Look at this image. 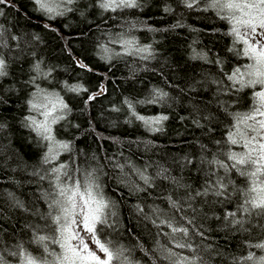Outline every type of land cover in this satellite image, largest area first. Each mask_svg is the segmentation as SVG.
<instances>
[{
    "label": "trees",
    "instance_id": "trees-1",
    "mask_svg": "<svg viewBox=\"0 0 264 264\" xmlns=\"http://www.w3.org/2000/svg\"><path fill=\"white\" fill-rule=\"evenodd\" d=\"M11 5H0L7 43L0 52L8 63V75L0 78V96L7 101L0 103V254L9 264L15 260L8 249L23 243L36 253L42 246L33 242L34 232L51 235L50 220L44 217L53 165L42 159L46 142L24 123L30 114L26 100L34 90L26 81L37 61L50 75L36 83L57 92L69 106L65 119L53 126L56 138L70 144L56 164L64 163L77 178L95 170L104 195L113 202L119 228H105L102 238L131 249L138 264H168L166 248L202 257L203 264H233L249 251L264 255L248 247L264 242V217H251L247 231L217 219L225 208L235 210L238 197L226 204L213 203L215 197L189 198L202 190L209 171H217L206 161L227 150L230 113L247 110L253 91L225 90V73L246 61L229 51V25L215 10H205L207 0L193 8L183 0H138V7L115 12L104 11L97 0H77L72 11L51 18L34 0H11ZM112 37L135 39L140 46H151L152 54L147 59L117 55L121 47ZM102 45L115 54L101 57ZM101 85L103 94L85 104ZM68 86L87 91L72 92ZM158 92L168 95L159 99ZM128 103L139 115L168 119L152 131L131 115ZM141 172L150 184L140 178ZM218 174L224 175L222 170ZM230 177L243 185L238 174ZM16 201L24 208L15 206ZM157 218L187 227L188 237H173L168 227H156L152 221ZM174 243H189L194 251L175 249Z\"/></svg>",
    "mask_w": 264,
    "mask_h": 264
},
{
    "label": "snow or ice",
    "instance_id": "snow-or-ice-1",
    "mask_svg": "<svg viewBox=\"0 0 264 264\" xmlns=\"http://www.w3.org/2000/svg\"><path fill=\"white\" fill-rule=\"evenodd\" d=\"M183 2L187 8H193L200 0ZM34 3L51 18L53 14L63 15L64 11H72L68 5L75 3V0H34ZM97 3L104 11L113 12L138 7V0H97ZM0 5L12 6L11 0H0ZM208 9L215 10L221 20L227 21L230 28L227 35L233 37V48L229 51H235L238 57L246 61L242 65L238 64L230 73H225L228 82L225 90L241 92L249 88L253 91L247 110L230 113L232 123L224 141L228 146L227 150L213 160L206 161L217 171H209L202 190H197L189 198L215 197L213 203L226 204L238 197L235 210L225 208L224 215L217 219H223L226 227L247 231L245 225L251 217H264V0H207L205 10ZM3 35L0 26V47H7ZM12 39L18 38L13 36ZM114 42L120 44L123 55L140 54L141 58L147 59L152 54L151 46H140L135 39L121 38ZM236 45L240 47L236 48ZM103 50L108 51L107 48ZM41 63L37 61L32 65L34 74L26 81L34 90L26 100L30 114L24 117V123L40 140L46 142L47 151L42 159L45 164L53 165L48 170L52 191L47 194L50 199L49 211L44 217L50 220L47 227L51 235L34 232L33 242L42 246L36 253L19 243L8 249V255L14 258L15 264H138L131 258V249L114 240L102 238L105 228L116 231L119 222L115 219L117 213L113 210V202L106 198L94 175L95 170L83 172L82 178H77L69 174L67 165L56 164L61 151L69 150L70 144L56 138L53 126L65 119L64 113L69 106L57 92L46 90L36 83L38 78L50 75V72L43 71ZM77 63L79 67L91 71L88 65L79 61ZM7 68L5 54L0 52V78L8 75ZM68 87L72 92L87 91L79 86ZM105 90L101 85L100 91L89 95L85 104ZM167 95L165 92L157 93L159 99ZM0 103H7L3 96H0ZM128 108L135 119L142 121L152 131H159L157 126L168 119L166 115H139L132 103H128ZM194 122L200 126L198 121ZM3 127L0 123V128ZM216 143L220 144L221 141ZM201 163L205 161L202 160ZM221 170L224 175L218 174ZM230 174L242 177L243 185H237ZM140 178L145 184H150V177L143 172L140 173ZM41 179L45 177L42 176ZM175 203L173 201L172 206ZM15 206L24 208L19 201H16ZM152 222L158 228L166 226L171 229L173 237L177 233L185 238L189 235L187 227L173 224L169 220L157 218ZM188 223L191 224L192 221L189 220ZM199 234L203 237L202 232ZM49 243L55 245L58 251L50 249ZM173 247L194 251L189 243H174ZM248 247L264 251V242L249 243ZM165 252L164 259L168 260V264H203V259L199 256L190 257L183 252H175L172 248H166ZM0 264H9L2 254ZM233 264H264V255L249 251L247 255L239 257L238 261L234 260Z\"/></svg>",
    "mask_w": 264,
    "mask_h": 264
},
{
    "label": "rangeland",
    "instance_id": "rangeland-1",
    "mask_svg": "<svg viewBox=\"0 0 264 264\" xmlns=\"http://www.w3.org/2000/svg\"><path fill=\"white\" fill-rule=\"evenodd\" d=\"M77 2V0H75V3ZM75 3H73V4H71V5H74ZM68 7H70V5H68ZM37 8H38V6H37ZM39 9V8H38ZM40 10V9H39ZM41 11V10H40ZM44 15H46V16H49V14H47V13H45V12H43V11H41ZM67 11H64V14L66 13ZM53 16H56L55 14H53L51 17H53ZM58 16V15H57ZM120 38H113L112 37V40L113 41H118ZM102 47L103 48H101L100 50H99V55L101 56V57H105V59H108L109 58V56H111V55H113V54H115L114 52H112L110 49H109V47H107V46H104V45H102ZM104 48H107L108 49V51L107 52H105L103 49ZM117 50H118V52L120 53V52H123V49L122 48H116ZM116 50V51H117ZM83 234V233H82ZM92 247L94 248L95 246L94 245H92Z\"/></svg>",
    "mask_w": 264,
    "mask_h": 264
}]
</instances>
